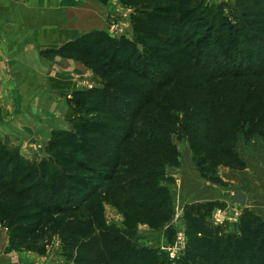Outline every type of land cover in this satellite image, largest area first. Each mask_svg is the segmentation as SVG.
<instances>
[{
    "label": "trees",
    "instance_id": "trees-1",
    "mask_svg": "<svg viewBox=\"0 0 264 264\" xmlns=\"http://www.w3.org/2000/svg\"><path fill=\"white\" fill-rule=\"evenodd\" d=\"M158 1L135 17L142 52L104 31L43 52L80 62L101 77L102 88L73 94L78 104L104 99L107 114L124 115H115L118 126L94 119L75 124L73 136H83L78 146L67 148H78L87 158L81 163L56 155V162L25 164L0 152V226L13 243L21 239L29 246L54 232L73 264H165L153 249L138 245L137 229L107 226L103 203L135 225L164 224L170 218L163 208L172 198L163 183L179 161L175 138L188 142L199 168L239 171L247 164L239 154L238 134L264 140V0H234L245 24L238 31L228 28V4ZM169 25L180 34L162 35ZM92 202L100 208L98 216L80 220ZM197 206L186 208L191 242L181 264H226L231 254L236 264H264V219L244 209L239 234L221 237L205 219L198 220ZM220 206L209 201L201 209Z\"/></svg>",
    "mask_w": 264,
    "mask_h": 264
},
{
    "label": "rangeland",
    "instance_id": "rangeland-1",
    "mask_svg": "<svg viewBox=\"0 0 264 264\" xmlns=\"http://www.w3.org/2000/svg\"><path fill=\"white\" fill-rule=\"evenodd\" d=\"M82 1L96 2L104 6L103 8H99L103 11L102 15L104 20V29L100 31L106 32L110 37L117 41H121L124 39L131 41L132 43L136 44L135 46L139 52H142L144 50V46H142L138 41V36L136 34L137 26L135 25V17L145 9L144 7L147 8L149 6L161 4L158 0ZM208 1L213 4H228V7L225 10L226 15L230 19V25L228 28L236 27L237 31L245 28L243 18L234 7V0ZM110 9H112V11H110ZM175 9H177L179 13L175 14H178V17H180V11L183 10V6L178 4L175 6ZM180 32V30L174 31L171 25L160 30V33L164 36H170L171 34H180ZM262 36H264V34ZM240 43H243V41H240ZM138 60L139 59H137L135 55L133 63L135 64ZM88 70L92 75L90 79H84L82 84V86H84V89L102 88L103 84L101 77L90 68H88ZM84 77L85 76H83V78ZM75 92L76 91L65 96L63 100V111L61 112L63 117L60 122L58 120L55 121L57 125H55V129L53 127L51 128L47 126L45 128V134L38 135L37 140L35 139L33 143L27 140L15 139L12 136H0V152L8 151L9 153H12V157L15 160L20 161L21 159V161L25 164L37 165L42 161L56 162V155H71V158L80 163L87 160V158L79 152L77 147L67 148V146H78L77 142L80 139L79 136H83V133L79 135L76 134V137L73 136L75 134V124L83 125L85 124V121L94 119L101 124H111L114 126H118L119 123L114 121V117L115 115L123 116L124 114H107L104 111L107 104L104 99L96 100L89 106L78 104V102L73 97V94ZM94 111H99L102 114H98ZM175 143L179 149V161L178 164L168 169L167 177L165 178L163 183V187L168 189V192L172 198L170 206L168 208H163L164 212H169V221L161 225H156L154 223V226L147 223H139L138 225H135L134 220L132 222L131 220L127 219V216L123 212L119 211V209L110 204L103 203V209L101 208L100 211L102 217L107 223V226L116 227L117 230L124 232L129 231L130 229H137V234L139 235L138 245L153 249L156 252L155 256L156 258H158L159 263L164 260L165 264H181L187 257L189 251L188 247L190 246L191 242V233L189 232L190 222L188 219V215H190V212L189 209L186 208H191L192 206L198 205L197 207H194V214L198 215V220L200 221L202 218L205 219L207 225L209 226L208 229L210 231H213L217 235H220L221 237H228L230 235L239 234L238 223L244 209H248L256 215H258L257 212H264V199H262L261 197L262 192L261 190H259V187L255 186L254 183L250 185H247L246 183L241 184L240 180H238L239 178L231 181L225 180L222 174V171L224 169L223 167L214 168L211 166H206L202 169L199 168L197 164V158L193 154L188 142L180 141L175 138ZM237 143L239 153V146H264V140L260 136L254 135L250 138H247L245 133L242 132L238 134ZM104 146H106L105 143L103 144V147ZM187 155L189 156L187 160H190V165L193 166L192 168L195 169V172L200 177L199 185L201 184V190L207 189L208 192H211V194H213L211 190H214L216 191V193H218L217 198L211 201L218 202L219 204H221V206L214 209L212 212H210L208 209H201L203 206H205V204H207V202H209V200H206L204 202L187 203V199L184 198V193L181 190H178L176 187L179 171L183 170V161L185 166V159L187 158ZM73 168V171L76 174H80V169H78L77 167ZM234 191H241L248 196V202L245 206L233 204L230 202V197ZM163 196L160 197V199H163ZM94 204L96 203L92 202L90 206H88L78 215V218L80 220H91L93 216L97 215L100 208L94 207ZM219 211H222L223 215L218 217V215L216 214ZM236 211L240 212V216L237 221L234 218V214L236 213ZM171 215L173 217H171ZM176 215H179V220L177 222H175L177 219ZM218 228L221 231L217 232L216 230ZM177 230L184 231L186 236V247L178 257H176L175 259H171L166 248L175 242L177 237ZM0 231H5L6 234L7 248L5 253L9 254L34 252L42 256H46L45 260L47 261V264L51 263V259L56 260L57 258H60V264H73L72 261L65 255L60 236L54 232H48L42 235L37 241L29 245V247L25 243V240H15L13 243L5 227L0 226ZM182 239L184 240V238ZM231 257L232 254L227 258L226 264H236L233 262V259ZM191 263L194 264V261H192Z\"/></svg>",
    "mask_w": 264,
    "mask_h": 264
},
{
    "label": "crops",
    "instance_id": "crops-1",
    "mask_svg": "<svg viewBox=\"0 0 264 264\" xmlns=\"http://www.w3.org/2000/svg\"><path fill=\"white\" fill-rule=\"evenodd\" d=\"M103 7L82 0H0V136L33 143L38 135L45 134L47 126L56 128L55 121L63 117L65 96L84 89V79L92 74L76 61L46 57L43 52L104 29L103 11L99 9ZM239 147L247 168H224L222 174L227 181L239 178L241 184L254 183L264 199V146ZM188 157L179 171L177 189L184 193L187 203L215 200L216 191L201 190L200 177ZM257 213L264 219V212ZM6 248L5 231H0V264H47L46 256L34 252L8 254ZM60 263L57 258L50 264Z\"/></svg>",
    "mask_w": 264,
    "mask_h": 264
},
{
    "label": "built area",
    "instance_id": "built-area-1",
    "mask_svg": "<svg viewBox=\"0 0 264 264\" xmlns=\"http://www.w3.org/2000/svg\"><path fill=\"white\" fill-rule=\"evenodd\" d=\"M216 215H218V217L223 215L222 211L217 212ZM239 216H240V212L236 211V213L234 214V218L236 219V221L238 220ZM176 218L177 219L175 222H177L179 220L178 219L179 215H176ZM183 236H185L184 231L183 230H177V237H176L175 242L166 248L171 259H175L176 257H178L181 254V252L184 251V249L186 247V242H185L186 236L185 237H183ZM182 238H184V240Z\"/></svg>",
    "mask_w": 264,
    "mask_h": 264
},
{
    "label": "water",
    "instance_id": "water-1",
    "mask_svg": "<svg viewBox=\"0 0 264 264\" xmlns=\"http://www.w3.org/2000/svg\"><path fill=\"white\" fill-rule=\"evenodd\" d=\"M230 202L233 204L245 206L247 203V196L241 191H234L230 197Z\"/></svg>",
    "mask_w": 264,
    "mask_h": 264
}]
</instances>
